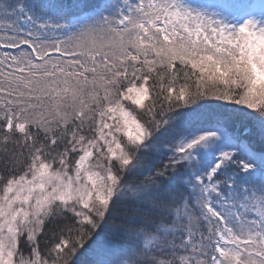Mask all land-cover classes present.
I'll return each mask as SVG.
<instances>
[{"label": "snow or ice", "instance_id": "6c2138e0", "mask_svg": "<svg viewBox=\"0 0 264 264\" xmlns=\"http://www.w3.org/2000/svg\"><path fill=\"white\" fill-rule=\"evenodd\" d=\"M0 264H264V0H0Z\"/></svg>", "mask_w": 264, "mask_h": 264}]
</instances>
